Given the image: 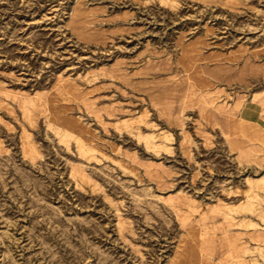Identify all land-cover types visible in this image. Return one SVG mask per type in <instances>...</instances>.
<instances>
[{
	"label": "rangeland",
	"instance_id": "374dc122",
	"mask_svg": "<svg viewBox=\"0 0 264 264\" xmlns=\"http://www.w3.org/2000/svg\"><path fill=\"white\" fill-rule=\"evenodd\" d=\"M0 264H264V0H0Z\"/></svg>",
	"mask_w": 264,
	"mask_h": 264
}]
</instances>
